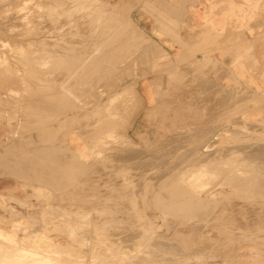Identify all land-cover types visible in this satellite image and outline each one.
<instances>
[{
  "label": "rangeland",
  "instance_id": "1",
  "mask_svg": "<svg viewBox=\"0 0 264 264\" xmlns=\"http://www.w3.org/2000/svg\"><path fill=\"white\" fill-rule=\"evenodd\" d=\"M27 1L0 0V264H264L263 0Z\"/></svg>",
  "mask_w": 264,
  "mask_h": 264
},
{
  "label": "bare ground",
  "instance_id": "2",
  "mask_svg": "<svg viewBox=\"0 0 264 264\" xmlns=\"http://www.w3.org/2000/svg\"><path fill=\"white\" fill-rule=\"evenodd\" d=\"M34 1H35V0H34ZM25 2H28V1L25 0ZM34 3H36V2H34ZM14 4H15V3H14ZM14 4H12V5H14ZM29 5H30V4H29ZM29 5H28V6H29ZM14 6H15V5H14ZM20 6H21V5H20ZM20 6H18V7H20ZM28 6H27V7H28ZM32 6H33V4H32ZM24 7H25V6H24ZM35 7L37 8V6H35ZM21 8H23V7L21 6ZM21 8H20V9H21ZM30 8H31V7H30ZM24 11H25V10H24ZM17 13H18V11H17ZM20 14H21V13H20ZM24 14H25V12H24ZM24 14H23V15H24ZM20 16H21V15H20ZM18 17H19V16H18ZM12 19H13V18H12ZM15 20H16V19H15ZM6 44H7V43H6ZM0 45H1V44H0ZM0 47H1V46H0ZM2 47H3V46H2ZM2 49H3V48H2ZM11 53H12V52H11ZM15 53H16V52H15ZM4 55H5V54H4ZM13 55H14V54H13ZM0 57L2 58V56H0ZM5 57H6V56H5ZM13 57H14V56H13ZM13 57H12V58H13ZM1 58H0V59H1ZM7 58H8V57H7ZM3 59H4V58H3ZM6 60H7V59H6ZM0 64H2V63H0ZM3 73H4V72H3ZM11 75H12V74H11ZM15 75L18 76L19 74H15ZM1 76H2V75H1ZM17 76H16V77H17ZM20 76H21V75H20ZM13 77H14V76H13ZM1 78H3V77H1ZM5 78H9V77H5ZM20 78H22V77H20ZM0 80H1V79H0ZM3 80H4V79H3ZM7 80H8V79H7ZM7 80H6V82H7ZM18 80H21V79L18 78ZM14 81H15V80H14V78H13V82H14ZM8 82H9V81H8ZM11 82H12V80H11ZM15 82H16V81H15ZM209 85H210V84H209ZM210 88H211V87H210ZM209 90H210V89H209ZM207 91H208V89H207ZM207 91H206V92H207ZM213 91L216 92L215 90H213ZM208 92H209V91H208ZM214 92H211V93L214 94ZM216 94H217V93H216ZM213 96H214V95H213ZM220 96H221V95H220ZM234 96H236V94H235ZM215 97H216V96H215ZM217 97H218V96H217ZM223 97H224V96H223ZM208 98H209V97H208ZM213 98H214V97H213ZM226 98H227V97H226ZM226 98H225V99H226ZM214 99H215V98H214ZM225 99H224V102H223L224 104H225V102H226ZM229 99H230V98H229ZM235 99H236V98H235ZM237 99H238V98H237ZM211 100H212V99H211ZM219 100H220V99H219ZM231 100H232V99H231ZM209 102L211 103V101H209ZM216 103H217V102H216ZM223 103H222V105H223ZM211 104H212V103H211ZM231 104H232V103H231ZM218 106H219V105H218ZM214 107H215V106H214ZM226 107H227V105H226ZM226 107H224V108H226ZM212 109H213V108H212ZM216 109H217V108H216ZM220 109H221V108H220ZM221 110H222V109H221ZM218 112H219V111H218ZM215 114H216V113H215ZM213 115H214V114H213ZM217 115L220 116L219 113H218ZM214 116H215V115H214ZM214 116H213V117H214ZM216 117H217V116H216ZM209 118H211V117H209ZM216 119H218V118H216ZM211 120H213V119L211 118ZM213 121H214V120H213ZM215 121H216V120H215ZM209 123H210V122H209ZM212 123H213V122H212ZM208 127H209V126H208ZM210 128H212V127H210ZM212 129H214V127H213ZM212 129H211V130H212ZM209 131H210V130H209ZM212 131H214V130H212ZM203 132H204V131H203ZM81 135H84V133L81 134ZM174 139H175V138H174ZM261 145H262V144H261ZM165 146H166V145H165ZM247 146H248V145H247ZM250 146H251V145H250ZM251 147H252V146H251ZM254 147H255V146H254ZM258 147L260 148L259 145H258ZM261 147H262V146H261ZM255 148H256V147H255ZM255 148H254V149H255ZM259 148H258V149L256 148V150H259ZM114 149H115V148H114ZM175 149H176V148H175ZM254 149H253V150H254ZM260 149H261V148H260ZM165 150H166V149H165ZM168 150H169V149H168ZM261 150H264V149H261ZM118 151H119V150H118ZM128 151H129V152H125V153H127V154H125V156H126V155H129V156H131V157L137 159V156H138V153H137V152H134V151H132V150H131V151L128 150ZM221 151H222V150H221ZM243 151H244V150H243ZM248 151H249V150H248ZM112 152H113V151H112ZM121 152H122V150H121ZM262 152H263V155H264V151H262ZM257 153H258V151H257ZM257 153H256V154H257ZM260 153H261V151L258 153V155H259ZM121 154H122V153H120V157H122V156L124 155V153H123L122 156H121ZM214 154H215V153H214ZM223 154H224V153H223ZM223 154H222V155H223ZM227 154H228V153H227ZM241 154H242V153H241ZM118 155H119V154H118ZM146 155H147V154H146ZM224 155H225V154H224ZM235 155H236V154H235ZM245 155H246V154H245ZM245 155H244V156H245ZM252 155H254V160H255V157H256L255 152H254L253 154L251 153L250 156H252ZM258 155H257V157L260 156V155H259V156H258ZM129 156H128V158H127V156H126V157H124L125 159L122 158L121 160H127V159H129ZM141 156H143V155L141 154ZM226 156H227V155H226ZM261 156H262V155H261ZM111 157H112V156H110V158H111ZM113 157H114V160H113V161H115V159H116L118 156H117V157H116V156H113ZM113 157H112V158H113ZM120 157H119V158H120ZM210 157H211V156H210ZM233 157H234V156H233ZM262 157H263V156H262ZM112 158H111V159H112ZM119 158H118V159H119ZM142 158H143V157H142ZM224 158H225V157H224ZM244 158H245V157H244ZM259 158H261V157H259ZM118 159H117V162L120 161V160H118ZM144 159H145V158H144ZM210 159H211V158H210ZM213 159H214V158H213ZM227 159H228V158H227ZM234 159H235V158H234ZM239 159H240V158H239ZM241 159H242V158H241ZM241 159H240V160H241ZM250 159H252V158H250ZM257 159H258V158H257ZM263 159H264V157H263ZM129 160H130V159H129ZM131 160H133V159H131ZM134 160H135V159H134ZM215 160H216V159H215ZM224 160H225V159H224ZM224 160H223V161H224ZM237 160H238V159H237ZM240 160H239V161H240ZM111 161H112V160H111ZM113 161H112V163H113ZM247 161H248V160H247ZM251 161H252V160H251ZM142 162H143V161H142ZM227 162H228V161H227ZM249 162H250V161H249ZM110 163H111V162H110ZM112 163H111V164H112ZM120 163H121V162H120ZM120 163H119V164H120ZM125 163H126V162H125ZM231 163H234V162H231ZM236 163H237V161H236ZM242 163H243V162H242ZM115 164H116V163H115ZM117 164H118V163H117ZM122 164H123V163H122ZM140 164H141V163H140ZM227 164H228V163H227ZM136 166H137V165H136ZM95 167H96V166H95ZM95 167H94V168H95ZM139 168H141V167H139ZM189 168H190V167H189ZM86 169H87V168H86ZM142 169H143V168H142ZM90 171H91V169H90ZM239 172H240V171H239ZM243 173H244V172H243ZM187 176H188V175H187ZM220 185H221V184H220ZM216 187H217V186H216ZM223 187H224V186H223ZM146 190H147V189H146ZM144 191H145V190H144ZM197 193H198V192H197ZM193 194H194V193H193ZM147 195H148V194H147ZM193 197H194V196H193ZM191 199H192V198H191ZM216 200H217V199H216ZM221 201H222V200H221ZM225 201H226V200H225ZM23 202H24V201H23ZM226 203H227V202H226ZM231 204H232V203H231ZM234 204H235V203H234ZM25 205H26V204H25ZM223 205H224V204H223ZM226 205H227V204H226ZM186 206H187V205H186ZM220 206H221V205H220ZM182 207H183V206H182ZM218 208H219V207H218ZM229 208H230V207H229ZM187 209H189V208L187 207ZM249 209H250V208H249ZM189 210H191V209H189ZM249 211H250V210H249ZM82 215H83V214H82ZM1 225H2V224H1ZM9 225H10V223H9ZM13 225H14V224H13ZM6 226H8V225H6ZM2 229H3V228H2ZM58 230H59V229H58ZM7 232H9V231H7ZM3 233H4V232H3ZM2 235H3V234H0V238H2ZM74 236H75V235H74ZM95 236H96V235H95ZM102 236H103V235H102ZM6 237H7V235H6ZM6 237H5V238H6ZM82 237H83V236H82ZM131 237H132V236H131ZM3 239H4V238H3ZM76 239H77V238H76ZM6 240H7V239H6ZM9 241H10V240H9ZM122 241H123V240H122ZM122 241H121V242H122ZM132 241H133V240H132ZM132 241H131V242H132ZM128 242H129V240H128ZM12 243H13V242H12ZM105 244H106V243H105ZM122 244H123V243H122ZM8 245H9V244H8ZM7 247H8V246H7ZM14 247H16V246H14ZM17 248H18V247H17ZM21 248H22V247H21ZM28 248H29V247H28ZM67 248H68V247H67ZM11 249H12V248H11ZM22 249H23V248H22ZM25 249H26V248H25ZM30 249H31V248H30ZM62 249H63V248H62ZM94 249H95V248H94ZM6 250H7V249H6ZM18 250H19V248H18ZM18 250H17V251H18ZM28 250H29V249H28ZM9 251H10V250H9ZM19 251H20L21 253L23 252V250H19ZM25 251H26V250H25ZM67 251H68V250H67ZM6 252H7V251H6ZM12 252H13V250H12ZM14 252L16 253V251H14ZM20 252H19L18 254H21ZM32 252H34V251L32 250ZM69 252H70V251H69ZM94 252H95V251H94ZM10 253H11V251L9 252V254H10ZM15 253H14V254H15ZM27 253H28V252H27ZM49 253H50V252H49ZM66 253H67V252H66ZM91 253H92V252H91ZM96 253H97V252H96ZM2 254H5V253H2ZM2 254H0V255H2ZM7 254H8V253H7ZM11 254H12V253H11ZM18 254H17V255H18ZM22 254H23V253H22ZM33 254H34V253H33ZM58 254H59V253H58ZM93 254H95V253H93ZM93 254H92V255H93ZM119 254H120V253H119ZM24 255H25V253H24ZM26 255H27V254H26ZM28 255H30V252L28 253ZM34 255H36V258H37L38 255H37V254H34ZM54 255H55V254H54ZM56 255H57V254H56ZM95 255H96V254H95ZM5 256H6V254H5ZM5 256H3V257H5ZM10 256H11V255H10ZM14 256H15V255H14ZM14 256H13V257H14ZM22 256H23V255H22ZM39 256H40V255H39ZM69 256H70V255H69ZM17 257H18V256H17ZM25 257H26V256H24V258H25ZM30 257H33V256L31 255ZM30 257H29V258H30ZM40 257H43V256H40ZM40 257H39L38 259H40ZM74 257H75V256H74ZM227 257H228V256H227ZM7 258H8V257H7ZM7 258H6V259H7ZM10 258H12V257H10ZM15 258H16V257H14V259H15ZM18 258H19V257H18ZM18 258H16L15 261H17ZM20 258H21V255H20ZM22 258H23V257H22ZM27 258H28V256H27ZM27 258H26V259H27ZM75 258H76V257H75ZM4 259H5V258H4ZM12 259H13V258H12ZM12 259H11V260H12ZM30 259H31V258H30ZM44 259H45V257H44ZM44 259H43V260H44ZM60 259H61V258H60ZM9 260H10V259H9ZM19 260H20V259H19ZM19 260H18V262H19ZM24 260H25V259H24ZM32 260L35 261V259H32ZM40 260H42V259H40ZM2 261H3V260H2ZM12 261H14V260H12ZM20 261H21V260H20ZM45 261H46V260H45ZM45 261H43V264H45V263H44ZM52 261H53V260H52ZM70 261H71V260H70ZM4 262H6V261H4ZM22 262H24V261H22ZM25 262H26V261H25ZM27 262H28V261H27ZM32 262H33V261H32ZM47 262H48V261H47ZM47 262H46V264H47ZM49 262H50V259H49ZM59 262H60V261H59ZM9 263H10V262H9ZM9 263H8V264H9ZM36 263L38 264L39 261L37 262V260H36ZM57 263H58V262H57ZM61 263H62V262H61ZM70 263H71V262H70ZM72 263L74 264V262H72ZM135 263H136V262H135ZM31 264H33V263H31ZM75 264H76V263H75ZM78 264H79V263H78ZM82 264H83V263H82ZM109 264H110V263H109Z\"/></svg>",
  "mask_w": 264,
  "mask_h": 264
},
{
  "label": "crops",
  "instance_id": "3",
  "mask_svg": "<svg viewBox=\"0 0 264 264\" xmlns=\"http://www.w3.org/2000/svg\"><path fill=\"white\" fill-rule=\"evenodd\" d=\"M263 2H264V0H263Z\"/></svg>",
  "mask_w": 264,
  "mask_h": 264
}]
</instances>
